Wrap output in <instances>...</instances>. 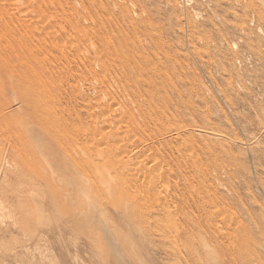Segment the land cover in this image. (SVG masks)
<instances>
[{
    "label": "rangeland",
    "instance_id": "374dc122",
    "mask_svg": "<svg viewBox=\"0 0 264 264\" xmlns=\"http://www.w3.org/2000/svg\"><path fill=\"white\" fill-rule=\"evenodd\" d=\"M13 1L17 9L31 15L32 27L46 25L51 36L65 37L69 50L74 48L69 41L76 34L84 36L87 47L82 52L87 62L108 59L107 51L96 44L95 37L93 44L89 38L96 31H109L115 39L114 47L123 56H136L145 78L140 85L118 80L97 83V87H102L96 90L108 95L100 103L94 90H87L86 79H74L78 73L48 80L45 100L36 104L37 115L54 127L71 126L72 133L67 134L70 146L77 150L83 147L80 143L87 149L98 146H94L97 143L89 146L91 139L83 137L93 131L89 120L92 113L98 115L100 126L104 123L103 112L110 118L111 129L116 134L109 141L115 149L131 148L128 139L141 136L137 140L140 152L117 165L125 168L130 176L124 175L118 182L101 189L86 185V180L81 178L83 190L64 185L51 193L46 184L48 170L43 168L45 163L29 134V129L38 124L31 110L18 100L7 73L0 70V256L13 251L27 239L25 234L31 232V245L34 249L36 244L37 248L30 256L33 262L41 261L44 254L45 264H103L100 259L103 253L105 258L114 257L113 248L106 240L117 238L106 234L108 238L101 237L109 224L110 230L120 228L130 246L132 255L129 256L139 264H146L147 258L139 243L137 249L131 244L136 234L137 242L140 237V230L135 235L130 230L134 224L136 228L147 227L161 240L164 250L153 264H186L180 250H185L188 241H179L173 231L178 221L187 218L195 226L192 250L197 255L196 263L191 264H264V0H95L100 5L98 12L83 10L79 0ZM5 34L0 30V41ZM31 46L34 52L41 51L49 47L48 39L33 41ZM40 57L53 60L48 54ZM46 65L50 67L52 63L46 62ZM109 96L119 99L111 106L114 110L103 106ZM70 98L73 102L67 106ZM45 135L47 148L49 142L55 146L51 136ZM156 136L157 142L171 141L168 148L182 168L176 163L172 169L157 166L156 157L161 158L163 152L155 147L152 151L148 149ZM75 137L82 141L79 143ZM56 148L55 153L60 151L69 157L66 151L57 145ZM55 153V158H62ZM108 167H112L111 173L115 172L114 166ZM145 167L150 171L143 176L138 171ZM169 176L191 187L193 207L190 210H177V204L165 195L169 190L165 185ZM150 180L164 183L161 198L167 197L163 199L170 204L169 209H160L170 214L169 217L152 223L148 219L157 215L155 204L146 202L149 195L139 194L140 190L149 188ZM129 186L135 188L134 196L121 190ZM46 197L50 202L48 207L43 202ZM90 200L103 208L102 216L92 210V217L82 219L83 222L79 220L77 229L63 222L60 213L88 209ZM23 217L30 222L24 233H3ZM38 221L48 225V233L41 237V242L34 227ZM99 225H102L100 229ZM160 228L167 232L166 236H162ZM201 236L206 239L207 248ZM215 236L223 240V244H218L223 249L220 262L214 260L218 247ZM101 241L106 247L95 246L94 243ZM131 251H138V255L135 253L138 257ZM35 256L40 260L32 259Z\"/></svg>",
    "mask_w": 264,
    "mask_h": 264
},
{
    "label": "bare ground",
    "instance_id": "6f19581e",
    "mask_svg": "<svg viewBox=\"0 0 264 264\" xmlns=\"http://www.w3.org/2000/svg\"><path fill=\"white\" fill-rule=\"evenodd\" d=\"M16 1H19V0H16ZM79 1L82 3L83 10H87V11L92 10V11H97V12L100 10V5H98L95 2V0H79ZM30 16L31 15H29L28 12L26 11L21 12L19 9H17L16 3H14L13 0H0V30L6 32L4 38L0 41V70H4L7 73V76L10 78V81H11V88L15 91L18 100L22 102L23 107L27 106V108L31 110V112L33 113L31 114L35 118L38 124L39 128L35 126L30 128L29 134L35 146L37 147L35 148L36 152L42 158L41 160L42 163H45L43 165V168L48 170L49 176H48L46 184L50 192L51 193L56 192L55 189L59 190L64 185L68 186V188L72 190H76V189L83 190L84 184L81 181V178L82 180H86V183H85L86 185L91 184L92 186L98 189H101L107 184L118 182L119 180L122 179V177H124V175L125 177L130 176L128 175V172L125 171V168L120 167V166L118 167L117 165H120L119 163H121L122 160L125 159L126 157L129 160L140 152L139 146H137V140L140 139L141 136H138V135L132 136L133 138L131 137L129 138L128 136L129 138L128 141L130 140L129 142H131V145H130L131 148H126L124 150H121L120 146H118V149H115L114 147H112V144L109 141L113 137V135L116 134L114 130L112 131L111 129L112 122L110 121V118L108 117L106 112H103L102 118H103L104 123H102L103 125L100 126V124H98L99 123L98 115L92 113L93 115H91L89 120L93 124L92 126L93 131L86 133L83 137L91 139L89 141H92V142L90 143L89 146H91L94 143H97L94 146L96 145L98 146L96 147L91 146V149L90 148L87 149L86 145L80 143L82 140L81 139L79 140L78 137H75L76 139H78V142L83 146L79 148L80 150H77L76 147L74 148L73 146H70L68 139H67V134L72 133L71 126L66 125L60 128L54 127L44 118H39L37 115L38 111H37L36 104L40 101L43 102L45 100L44 95L47 92L48 80L61 79L67 73H73V74L78 73V76L74 77V79L76 78L86 79L89 82V87L87 88V90L88 91L94 90V93L97 96H99L100 100L98 101L100 103L108 95L105 91L98 92L96 90L97 88L102 87V86H98V87L96 86V84L99 82L101 84L110 83L112 81L116 83V80H118V81H121L122 83L128 82V83H135L138 85L144 83L143 80L145 78V73L143 72V68L140 62L137 61V58L135 55L123 56L120 53V50L114 47L115 39L109 31L102 32V33L100 31H96V33L95 34L92 33V37L89 38L91 43L93 44L94 37H95L96 44L101 45V47L105 49V51H107L106 57L108 59L102 58V60H98L97 62H92V61L87 62L85 61V57H84L85 55L82 52L84 47H87V40L86 38H84V36H80L79 34H76L73 37L72 41H69V43L71 44V47L74 46V48L69 50L67 49V43H65L66 41H64L65 37H63L62 35L59 36L60 34L58 35L59 37L51 36L49 33L50 30H48L45 24H44L45 26H42V25L37 26L36 24H33L34 27H32L31 23L33 20L31 19L32 17L30 18ZM131 23H134V21L131 20ZM79 24L80 22L77 21L76 26H79ZM46 38L48 39L49 47H44L41 51L34 52L33 48H31L32 47L31 44H33V41H37L41 39L44 40ZM94 47H96V45L93 46V48ZM94 52L97 54V51H94ZM43 54L51 55L53 57V60L47 61V59L41 58L40 56ZM118 58H120V60H118ZM46 62L52 63V66L50 67L47 66ZM97 67H100V69ZM83 70H86L87 73H85ZM66 81H69V79H66ZM80 93H83L82 89H80ZM115 100H119V99L113 96H109V101L107 102V104L106 105H103L102 103L101 104L103 106H106L108 109H111V106L114 104ZM72 102L73 101L70 98L66 102L67 106H70ZM73 108H77V106H74ZM111 110H114V108ZM97 125L100 127H98ZM113 126H116V125H113ZM40 128L43 131H41ZM121 132H119L120 135L122 136L123 134L124 136V133L121 134ZM46 133L51 136L52 141L57 145L58 149L61 148L64 152L66 151V153L69 154L68 155L69 157L66 158L64 155L60 154L59 150L57 151H59L58 153L62 155V158L61 157L57 158V156L55 158V156H53V153L56 152L57 148H56V145L54 146L53 143H50V142L47 143L48 144V148H47V145L45 143ZM163 137L164 136L161 134V139H163ZM120 139L122 140L123 138H120ZM121 140H119L120 143H121ZM157 140H158V136H156V140L154 144H151V143L149 144L150 147L148 149L152 151L151 149L155 147V148H158V150H161L163 152L162 157L161 158L159 157V159L158 157H156V161L158 162V164L156 163L157 166L161 168L168 167L172 169L173 163L174 165L175 163L176 164L178 163L175 161L172 151L169 150L168 148L171 141L166 139V140H161L160 142H157ZM87 141L88 140H86V143ZM115 141L117 142L118 140H115ZM146 144L147 142L146 140H144L143 145H146ZM103 150L105 152H103ZM58 153H55V155H59ZM105 154L107 155V157L105 156ZM104 156L105 158H103ZM99 157L101 158L100 160H102L103 162L98 161ZM152 157L154 158L155 155ZM104 159H107V160L105 161ZM9 161L10 160H8V162ZM109 165H112L115 167L116 169L115 172L111 173L112 167L110 169L108 167ZM178 165L180 166V164ZM2 169L4 170V168ZM149 171H150V168L145 167L142 169V171H138V172H143V176H144V175H147L145 173H148ZM173 174L174 173L170 175L173 176ZM128 179L130 180L132 178L128 177ZM152 181L153 180H150L148 182L149 188H146V190L139 191L140 196L149 195L146 197V202H151V203L154 202L155 204V208H156L155 214L157 215H154V217L152 218L150 217L148 219L149 223L161 221L162 219L164 218L166 219V217H169L170 214L168 213L164 214L163 212L160 211V209L162 210L169 209L170 204L168 200L164 201V199H166L167 197L170 199V202H172L173 204H177L176 206L177 210H190L193 207V204L191 201L193 194H192V191L190 190L191 187L189 185L187 186L188 183L185 185L179 184L178 183L179 181L178 182L174 181V178L172 179L169 176V178L166 179L165 181V185L168 186L169 190L165 191L167 194H165L164 192V194L167 195V197L164 198L163 196L164 198L163 199L161 198L162 195L160 191L164 187V183L159 182V181H155L154 183H152ZM54 186H56V188ZM1 189L2 188H0V191ZM121 190L124 193H129L133 196L136 194L135 188H131L130 186L124 187ZM150 195H155V198H152ZM1 196H2V192H0V198ZM60 197L62 199L61 195ZM201 199L202 201H205L203 197ZM43 202L46 205V207H48L47 205L50 206V202H48L47 197L46 199L43 200ZM57 205H58L57 211H59L61 208L59 204ZM165 206L168 208H165ZM196 206L199 207V205H196ZM203 208H204V205H203ZM92 210L94 211L96 210L97 212H99L100 215L103 214L101 212L104 211L101 206H99L98 204L90 200V206L88 209H85V208L71 209L69 210L68 214L64 215L60 213V216L62 217L63 222L70 223L73 227L77 229L80 227L78 226L79 220L83 222L82 219L85 218L87 220L89 219L88 218L89 216L92 217L91 215ZM204 210L206 211V209ZM23 216H25V213L23 214ZM23 218L24 219L16 220L13 226L7 227L3 233L5 235L13 234L15 232L24 233L26 231L25 230L26 227L30 224V222L27 220L26 217H23ZM105 219L106 217H104V221H106ZM95 220H92V221L95 222ZM90 222L91 221L88 220V224ZM94 222L92 223L95 224ZM178 222L179 223L174 228V231H173L174 234L176 235L177 239H179V241L181 239H186L188 241L186 248L183 246L185 248L184 251H186L185 253L184 251H181L179 249L180 257L184 255L185 257L184 260L186 264H191L192 261L195 262V258L197 255L196 252L192 250L193 249L192 243H193V239L195 235V226L187 218L182 221L180 220ZM101 226L99 225L98 228L100 229ZM108 226L109 224L107 225V228L109 229L106 230V233H103L102 234L103 236L101 237L105 239L108 237L116 236L117 238H119L118 240L119 243L118 241L115 242V240L117 239V238L115 239V237H114L115 240L113 238H108L106 241L110 243L113 249H111L110 246H108V248L113 250L112 252H114L113 254L114 257L113 259H111L110 256L108 258H105L103 256L104 253L102 252L103 254L100 256V259L102 262L101 261L100 262L103 264H108V262L109 264H139L135 261V259L132 258V256H129V255H132L129 252L130 246H128L126 238L123 237V235H121L123 233H120L121 232L120 228H118L117 231H115V229L113 231V230H110V227ZM155 226H157L156 223H155ZM34 227L37 228V231H36L37 233L36 232L35 233L36 235H38L40 242H41V237L44 234L48 233L47 232L48 225L47 223L44 224L43 221L41 222L38 221L37 225H35ZM84 230H86V228ZM130 230L135 231L134 233L132 232L133 235H135L136 232L140 230L139 231L140 237L139 239H137L138 242L135 240V238H138L137 236L138 234H136L137 237L135 236L134 238L135 242L133 241L131 244L133 245L134 249H137L138 243H139L140 249H142L144 253V257L146 256L147 258L146 264H153V260L156 258V256L160 255L164 250L163 247L161 246V240L155 237V235L145 226H140L139 228H136L134 224H131ZM203 230H204V227H203ZM160 231L162 233V236L167 235V232L163 231L161 228H160ZM94 232L96 231L94 230ZM100 233L102 232L100 231ZM104 234H106L108 237L104 236ZM87 236L89 237V234ZM132 236L130 237L132 238ZM25 238L27 239L23 240V242L21 241L20 245L18 244L19 246L15 247L14 250L11 251L9 254L5 255L4 253V255L0 256L2 257L0 258V264H45V262L43 261L44 254L42 255V253L39 254V255H42V257L40 258L41 261H39L40 260L39 257L37 259L36 256H35L36 258H32V259H35V261L38 260L39 262H33L30 259L31 258L30 256H33L32 251L37 248L35 244L34 246L35 248L33 249V246H32L33 242H30V240L33 238L31 232L26 233ZM201 241H203L205 247L207 248L208 245L206 243V239L203 236H201ZM214 241L216 243L215 245L218 246L216 248L217 251L214 255V260L220 262L223 260V249L221 248L222 246H219L221 245L219 243L221 242L223 244L222 242L223 240L221 237L215 236ZM101 242H96L94 244L96 247L98 246V248L99 246L106 247L104 246L105 243L103 241ZM37 245L39 244L37 243ZM133 247H131L132 250H133ZM106 251L109 252V250H106ZM40 252L41 251H39L38 253ZM133 252L134 254L136 253L135 251ZM97 254L98 256L100 255L99 252ZM136 254L138 255V251ZM34 255H36V252ZM143 263L141 262V264Z\"/></svg>",
    "mask_w": 264,
    "mask_h": 264
}]
</instances>
